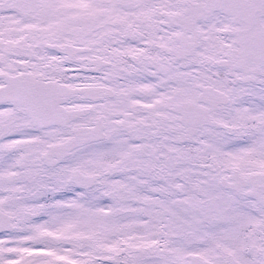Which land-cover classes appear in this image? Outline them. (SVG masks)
Listing matches in <instances>:
<instances>
[{
  "label": "snow or ice",
  "instance_id": "snow-or-ice-1",
  "mask_svg": "<svg viewBox=\"0 0 264 264\" xmlns=\"http://www.w3.org/2000/svg\"><path fill=\"white\" fill-rule=\"evenodd\" d=\"M0 264H264V0H0Z\"/></svg>",
  "mask_w": 264,
  "mask_h": 264
}]
</instances>
